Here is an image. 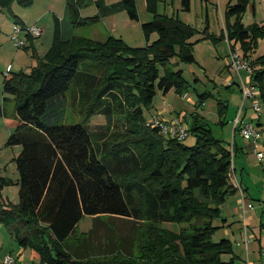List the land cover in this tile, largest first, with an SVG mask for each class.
Listing matches in <instances>:
<instances>
[{
	"label": "trees",
	"instance_id": "trees-1",
	"mask_svg": "<svg viewBox=\"0 0 264 264\" xmlns=\"http://www.w3.org/2000/svg\"><path fill=\"white\" fill-rule=\"evenodd\" d=\"M89 1L66 0L73 26L122 9L138 19L135 0L97 1L99 13L84 18L81 9ZM160 1L147 0L154 17L142 24L145 46H131L113 35L101 41L81 35L63 39L56 19L52 43L36 66L5 76L4 101H14L20 119L6 145H21V151L15 157L17 203L2 199L1 189L12 180L0 177V222L20 247L39 253L41 264H234L233 257L222 258L232 253L231 240L215 241L213 234L222 226L214 225L221 205L237 190L230 179L235 141L216 137L208 119L198 113L187 119L195 137L191 145L147 125L143 116L157 92L187 93L183 70L175 66L196 60L198 40L191 41L196 28L158 12ZM14 2L29 6L32 0H0V10ZM249 2L228 5L221 35L232 49L239 44L245 58L264 37V25L242 23ZM181 5L189 10L190 0ZM251 67L252 83L264 102V54L253 58ZM73 93L88 109L87 124L94 115L110 123L122 113L125 129L107 134L78 123H47L44 117L58 113ZM209 96L211 92L198 93L197 105ZM227 108L226 101H218L222 125ZM85 215L149 219L140 256L114 250L74 258L64 244ZM166 221L177 223L180 231L163 227Z\"/></svg>",
	"mask_w": 264,
	"mask_h": 264
},
{
	"label": "rangeland",
	"instance_id": "rangeland-1",
	"mask_svg": "<svg viewBox=\"0 0 264 264\" xmlns=\"http://www.w3.org/2000/svg\"><path fill=\"white\" fill-rule=\"evenodd\" d=\"M93 9L98 10L100 8L95 1L90 0L89 3L82 7L81 16L82 14H91ZM55 15L60 19L63 39H67L72 35H81L93 37L100 41L108 37L99 36L100 31L107 28L106 24L109 19L101 21L106 16H113L117 20L114 21L120 25H123L126 20L130 19L127 10L122 9L101 16L100 23L98 21L89 25L73 26L66 7V0H32L29 6H22L14 2L9 7L1 8L0 177L12 180L11 183L3 186L1 196L4 201L13 204L18 202L19 195V185L17 184L19 173L15 157L19 153L21 146L6 145V142L10 134L19 125L20 119L16 114L14 101H4L3 81L7 71V77L19 71L28 72L32 67L36 66L38 58L44 56L53 39ZM34 24L44 29L42 36L35 37L28 33L27 27ZM16 28H20L18 39L24 42L23 46H18L17 41L13 38ZM140 32V29L137 28L138 36ZM134 34L133 29L131 35L134 36ZM127 42L129 45L138 46L144 44L145 40L141 38L139 42L129 40ZM213 45L211 41L202 42L194 49L196 57L194 62H178L177 66H175V69L181 68L183 70V75L188 82V87L185 91L188 97L185 98V93L184 95H180L175 89H171L165 95L157 92L150 106L144 108L143 116L146 118V121L151 120L153 116L170 120L172 114L166 111L165 108L172 103L175 105L177 117L186 125L187 119H190L193 113H198L208 119L216 137L230 142L234 140L232 138L231 127L232 125L234 127V118L237 115L235 110L238 112V108H240L239 103L238 106L235 104L236 98L238 99L239 95L236 91V93L233 92L234 89L229 90L225 86V83L229 74L239 83L240 77L235 71L230 73L227 71L228 69L225 71L226 65L224 59L226 56L223 54V57L218 59L215 53L211 52ZM222 46H227L229 52L227 42L223 43ZM176 60L177 58L172 59V61ZM242 76L243 78L246 77L245 71H242ZM216 83L218 84L216 85ZM203 92H211L212 96H209L203 103H198L197 105L198 93ZM68 96L65 102L59 105L58 113H50L47 117H44L47 123H78L87 125L91 131L107 134L120 132L125 129L126 114L122 113L115 114L110 123L106 122L102 115H94L87 124L86 115L88 109L78 102L79 97L77 93H73L71 98ZM10 97L12 98L11 95ZM219 100L226 101L228 104L226 115L228 123L224 124L223 127L216 123L218 120ZM261 109L262 117L264 118V102ZM162 112L164 116L161 115ZM252 141L254 142V140ZM184 142L191 145L195 142V137L189 134L184 139ZM261 197L252 200L257 210H259V214L261 212L258 209L260 202L264 203V191ZM240 200L239 198L236 199L234 193L227 196L225 202L221 205L220 216L214 220V225L220 226L222 224V226L215 231L213 239L218 241L226 237L231 240L233 251L230 254H223L222 258L224 260H230L233 257L234 264H248L253 259H257L256 261L259 263L261 260L264 261V232L260 229L258 216H254L253 219L251 214L248 215L249 213L244 216L242 201ZM256 211L254 215H256ZM149 224L150 220L147 218L135 219L133 217L114 215H101L95 218L91 215H85L79 221L75 233L66 240L64 248L73 253L72 256L74 258L108 254L114 250H121L125 255L133 254L135 257H139L141 254L140 244L143 243ZM162 226L176 232L180 231V226L172 221L163 222ZM19 247L20 245L11 233V229L5 223L0 222V263L3 260L4 254L10 253L17 260V264H41L40 255L34 248L31 246L24 248V259L22 252L19 253ZM20 257L22 258L20 259Z\"/></svg>",
	"mask_w": 264,
	"mask_h": 264
},
{
	"label": "crops",
	"instance_id": "crops-1",
	"mask_svg": "<svg viewBox=\"0 0 264 264\" xmlns=\"http://www.w3.org/2000/svg\"><path fill=\"white\" fill-rule=\"evenodd\" d=\"M93 1L95 2L103 1V4L111 5V4L119 2L120 0H93ZM235 2L236 0H190V9L184 10L182 9L181 0H161L158 4L157 10L160 13H166L168 15L177 16L182 21L196 28L197 34L191 39V41L198 40L194 44V49L202 42L211 41V43L214 44L211 47V52H214L215 56H217L218 59H221L223 57V54H225L226 56V58L224 59L225 65H226L225 71L228 69L227 71H229L230 73V72H233L228 67L230 45L225 39L222 38L221 35H222V30L224 28V16L228 8V5L233 4ZM135 4H136L137 11H138V19L133 20L130 18L129 20H126L123 25H120L118 22H115L117 20L113 16H108V17L106 16L101 21H105L106 19H109L108 23L106 24L107 28L104 29L103 31H100L101 34L98 31L99 36L113 35L117 38L123 39L124 41L126 40L125 42L127 44H128L127 42L128 40L139 42L141 38H144V34L142 31V24L151 21L154 15L152 12L148 11L147 9V0H135ZM99 11L100 9L98 10L93 9L91 14H84V15L82 14V17L87 18V17L96 16L99 13ZM56 19L59 22L60 32L62 36L63 31H62L61 22H60V19L55 15L54 20ZM232 20H233V17H232ZM101 21H99V23ZM97 22H94V23H97ZM242 23L245 26H249L252 24H258L261 26L264 25V0H250L247 6V9L242 16ZM85 25H89V24H85ZM137 28L140 29L141 31L139 36L137 35ZM133 29L135 33L134 36L131 35L133 32ZM156 37L157 35L155 33L151 35L152 40L155 39ZM225 42L228 43L229 52L227 50V46L226 47L222 46V44ZM145 45H146V41L144 44L138 45V46H145ZM131 46H135V45H131ZM236 47L240 49L239 44H237ZM262 54H264V37L258 40L257 47L255 48L254 52L251 54V57L256 58ZM226 80L227 82L225 83V86H227L229 90L234 89L233 92L234 93L237 92V94L239 95V98L238 99L236 98L235 104L236 106H238V103H239L241 107V120L252 122V124L258 130L261 131V138L258 141V143L255 144L252 140L250 139L248 140L247 138H244L240 135L238 126H237V131H235V127H233L232 125L231 127L232 138L234 139L236 143L237 152L235 154V157L233 158L232 172L230 175V179H231L232 184L237 189L234 192L236 199L238 198L239 200L241 199L240 201H242L241 202L242 205L244 204V207L246 209V214L248 213H249L248 215L251 214L252 219L254 218V216H258V221L261 227L260 229L262 230V232H264V223H263L264 203L262 204L260 202V207L258 209H260L261 212L259 214V210H257V207H255L254 202L252 201V200H255V198H260L262 195V192L264 191V156L261 159H259L257 156L258 151H261L264 154V118L262 117L263 114L261 113L262 109L260 110V115L255 116L254 111L251 107L252 106L251 100L246 99L244 102H241L242 95H241V90H240V83L237 82L234 79V77H232V75L230 74ZM244 80L245 82H249L247 73H246V77L244 78ZM217 84L218 83H216V85ZM187 97L188 95L186 94L185 98ZM262 103L263 102L261 101V106H262ZM165 110L168 112H171L172 118H177V115L175 113L176 111H175L174 104L170 103L169 105L166 106ZM227 111H228V108H227ZM238 111H239V108H238ZM235 112L238 113L236 110ZM161 115L164 116L163 112L161 113ZM226 115H227V112L224 116V120L226 121V123H228V121L226 120ZM219 121L220 119L218 115V120L216 123L223 127L224 124L223 125L220 124ZM255 211H256V215H254ZM19 250H20L19 253L22 252V257L25 259V256L23 255V252L25 251V249L22 247H19ZM6 254H10V253H6ZM6 254H4V256ZM22 257H20V259ZM256 260L257 259H253V261H250L248 264H264V261L261 260L258 263V261ZM16 264H17V260H16Z\"/></svg>",
	"mask_w": 264,
	"mask_h": 264
},
{
	"label": "built area",
	"instance_id": "built-area-1",
	"mask_svg": "<svg viewBox=\"0 0 264 264\" xmlns=\"http://www.w3.org/2000/svg\"><path fill=\"white\" fill-rule=\"evenodd\" d=\"M27 28L28 33L35 37H40L43 35L44 29L36 24ZM19 31L20 28L15 29L13 38L17 41L18 46H23L24 42L18 39ZM226 41L229 43V45H231V43L227 39ZM252 59V57L245 58L239 48L235 47L234 49H232L230 46L228 67L231 71L237 72L240 77V90L242 95V102H244L246 99H250L252 105L251 107L254 111L255 116H259L261 110V102L259 99L260 91L258 86L252 83ZM242 71H245L247 73L249 82H245L242 76ZM7 73L8 71L6 72L5 76H7ZM186 94L184 96H186ZM146 123L147 125L158 127L163 133L175 136L179 140H184L189 135L188 126L183 123L179 118H172L170 120H166L158 116H153V118L151 120H148ZM237 126L242 137L254 140L255 144L258 143L261 138V131L258 130L252 124V122L241 120V107L239 108L237 116L234 120V127ZM257 156L259 159H261L264 154L263 152L258 151ZM242 207L245 216L246 209L244 207V204L242 205ZM0 264H16V259L11 254H7L4 256Z\"/></svg>",
	"mask_w": 264,
	"mask_h": 264
}]
</instances>
